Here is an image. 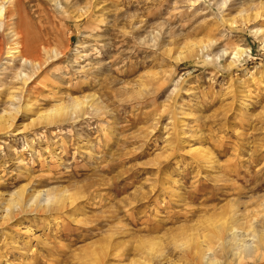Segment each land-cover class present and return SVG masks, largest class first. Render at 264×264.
I'll use <instances>...</instances> for the list:
<instances>
[{
    "label": "rangeland",
    "instance_id": "obj_1",
    "mask_svg": "<svg viewBox=\"0 0 264 264\" xmlns=\"http://www.w3.org/2000/svg\"><path fill=\"white\" fill-rule=\"evenodd\" d=\"M7 7L0 115L16 118L0 131V215L18 191L71 204L0 219V264H194L176 243L221 223L264 232V0ZM242 264H264V241Z\"/></svg>",
    "mask_w": 264,
    "mask_h": 264
},
{
    "label": "bare ground",
    "instance_id": "obj_2",
    "mask_svg": "<svg viewBox=\"0 0 264 264\" xmlns=\"http://www.w3.org/2000/svg\"><path fill=\"white\" fill-rule=\"evenodd\" d=\"M7 4H8V0H0V26H2L3 20L7 17L8 10L10 9L9 8L7 10V8H8ZM229 21H231V19H229ZM231 22L233 23L234 21H231ZM231 22H229V23H231ZM7 24H9V23H7ZM11 31H13V30H11ZM14 38L16 39V37H14ZM17 39H18V37H17ZM13 43L15 44V46L9 47L7 49V51L5 52L6 54H9V56H12L13 54L15 55V53H18L21 51V50L17 49V47H18L16 45L17 43L16 42H13ZM189 45H191V44H189ZM192 47H196V46L191 45V47L189 46L187 49L185 48L186 51H182V50L179 51L178 55L176 57L178 59H183V58L188 57L189 52H191V50L193 49ZM27 52H30V54L35 53L36 52L35 45L34 44L29 45ZM238 52H240L241 54L245 53V51L241 47L237 48L236 51H234V55H236V53H238ZM29 57H30L29 54L23 53L20 58L22 59V62H24V63L26 62L28 64L30 62V60L28 61ZM24 75H26V74H23V76ZM92 96L93 95L86 96V97L91 98L87 101H90V103H95V99H93ZM82 101L77 99V100L73 101L72 104H70V107L75 108L77 110L80 108ZM25 108H26V106H25ZM66 108H68V107H66ZM79 111H80V109H79ZM51 114H53V115L54 114L55 115L67 114V111H65V109H63V107L60 106V107H56V108L50 110L49 115H51ZM15 118H16V114H14L12 112L7 113L6 116L0 115V131L9 130L13 126ZM63 191L64 190H62V189H60V190L58 189V192L55 190H51V189L38 190L35 193H30V194L27 193V195H24L23 191H18V193L16 195V199L13 198V199L9 200V204L5 208L6 213H4L3 215H0V219L2 221H4V219L10 217V215L14 212L15 208L22 209L23 207H28V208H32V210H34V207L38 208L39 210H42V209L49 210V209H53L55 207L61 208V209L63 207L65 208V205L67 203H69L68 205L71 204V199L68 202L67 199L69 200L70 197H68V195H67L68 193L65 194ZM29 211H31V210H29ZM228 228H229V231H228ZM228 228L222 223L219 225L217 224V226L214 227V231H210V232H208V234H206L207 242L205 240L204 241H197L193 246H191L189 244V241H185V242H181V243L178 242L179 243L178 245L176 243V246H178V250H180V253L182 255H184L186 253H188V254L190 253L192 255V259H193L194 264H225V263H223L222 260H220L215 255L217 250L223 251L222 254L224 252L229 253V256L232 258V260H234L235 263L242 264V261L244 259L252 258V255L257 252V250L259 249V245H261V243H263V241H264V232L262 230H260V228H256V227L254 229H252L250 232H242L241 230H237L236 227H232V226H230ZM183 234H184V232H183ZM175 242H176V240H175ZM209 244L214 245V247L211 248L210 251L207 250V249H209L208 248ZM152 250H153V248H152ZM147 255L148 256H146V259H147V257H149V255H151V252H147ZM158 255H160V254H158ZM146 259L145 258L144 259L138 258L135 261V264H146ZM156 259H157V257H156ZM159 262H160V260H159ZM179 263L177 262L176 264H179ZM157 264H159V263H157ZM162 264H164V262Z\"/></svg>",
    "mask_w": 264,
    "mask_h": 264
}]
</instances>
